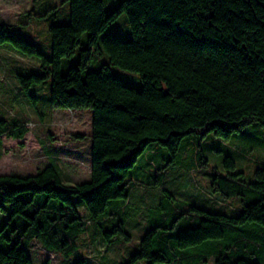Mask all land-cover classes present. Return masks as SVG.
Instances as JSON below:
<instances>
[{"label":"trees","instance_id":"16d2710c","mask_svg":"<svg viewBox=\"0 0 264 264\" xmlns=\"http://www.w3.org/2000/svg\"><path fill=\"white\" fill-rule=\"evenodd\" d=\"M66 1L69 21L49 26L48 56L11 25L0 24V45L39 60L38 71L16 75L28 95L50 79L44 95L52 107L90 110V178L65 183L53 164L0 175V264H33V241L69 264H93L73 259L85 234L100 236L101 264H109L108 245L131 240L126 224L135 219L124 204L137 188L163 184L182 141L228 139L250 123L264 125V0H121L111 12L103 0ZM123 12L131 37L101 35ZM75 54L62 72V59ZM112 66L138 74L141 85L125 83ZM38 96L29 95L32 105ZM27 132L19 119H0V137ZM222 163L224 173L213 168L211 190L237 198L238 212L162 207L147 218L138 249L118 264H203L207 257L264 264V166L247 181L232 157ZM119 199L125 203L108 211Z\"/></svg>","mask_w":264,"mask_h":264},{"label":"rangeland","instance_id":"374dc122","mask_svg":"<svg viewBox=\"0 0 264 264\" xmlns=\"http://www.w3.org/2000/svg\"><path fill=\"white\" fill-rule=\"evenodd\" d=\"M120 1L103 0L106 12L116 9ZM68 9L66 0H0V24L13 26L19 37L35 43L48 56L49 26L68 23ZM108 33L121 35L124 39L131 37L124 12L109 23L101 35ZM85 40L86 33L82 35L81 45ZM76 57L77 54L63 58L61 71H66L74 64ZM37 62L39 60L35 57L22 55L8 45H0V119H19L28 128L22 138L0 137V175L34 174L46 165L53 164L58 167L65 183L87 181L90 178L92 114L88 109L52 107L44 95L46 88L50 89V79L28 89L31 96L40 95L36 104L32 105L31 97L23 90L16 75L38 71ZM111 72L129 85H141L138 74L115 66L111 67ZM191 139L182 141L174 163H167L166 167L171 168V171L164 176L163 184L153 190L154 193L143 186L132 192L128 206L123 199L110 202L108 211L112 205L124 204L128 213L134 215L135 221L126 224V231L131 236L129 242L114 241L108 245L109 264L124 263L129 259L148 229L149 217L161 213L162 207L167 209L192 203L211 211L229 214L239 211L237 198L227 199L211 190V174L215 167L224 173L222 161L230 156L235 161V171L242 172L245 180H252L254 170L264 166V125L250 123L228 139L212 134L202 138L195 135ZM166 154L168 160L169 154ZM203 157L206 161L202 160ZM146 171L143 169L138 172L140 180L145 179L148 174ZM151 171L158 173L162 169L152 168ZM93 236L91 238L85 234L82 237L80 251L73 255V259L87 258L93 264H101L100 251L104 249V242L98 234ZM29 256L33 264H44L46 261L49 264H69L59 254L45 250L37 241H33ZM135 264H145V261ZM203 264H213V257H207Z\"/></svg>","mask_w":264,"mask_h":264}]
</instances>
